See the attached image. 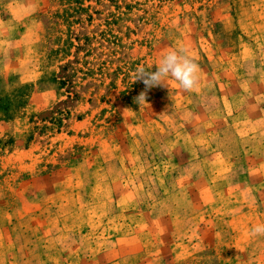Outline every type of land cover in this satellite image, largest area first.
I'll return each instance as SVG.
<instances>
[{"label":"rangeland","instance_id":"obj_1","mask_svg":"<svg viewBox=\"0 0 264 264\" xmlns=\"http://www.w3.org/2000/svg\"><path fill=\"white\" fill-rule=\"evenodd\" d=\"M181 47L199 66L192 91L173 79L147 90L134 80L138 66L154 72L164 50ZM51 71L64 85L38 84ZM259 74L264 78V0H0L4 239L17 241L28 209L30 217L50 207L78 211L66 223L74 230L92 224L96 195L106 201L100 211L115 207L124 187L111 181L123 175L129 185L170 148L184 156L173 172L175 189L162 197L153 185L155 202L135 210L119 204L127 212L148 208L150 219L102 264H264V236L250 234L264 224V131L243 122L253 110L235 112L257 97ZM21 84H31V92L22 107H12L7 102ZM212 103L227 120L217 149L243 156L203 162L188 151L189 133L176 120L193 121ZM169 131L175 143L164 140ZM206 166L226 177L213 181ZM17 242L25 244L23 260L40 264L27 238ZM92 256L78 260L98 264Z\"/></svg>","mask_w":264,"mask_h":264},{"label":"crops","instance_id":"obj_2","mask_svg":"<svg viewBox=\"0 0 264 264\" xmlns=\"http://www.w3.org/2000/svg\"><path fill=\"white\" fill-rule=\"evenodd\" d=\"M256 78L261 81L257 97L253 95L252 102H247L246 105H242V108L236 109L235 112L239 114L253 110V116L246 117L243 122L247 125L256 124L255 127L262 133L264 131V78L261 77V74ZM203 90L204 94L209 96L210 88L204 87ZM261 95L262 97H260ZM220 106V104L212 103L204 110L198 109L193 121L187 119L176 120L179 127L177 129L181 130L184 126L186 133H189V143L186 145L188 151L192 149L194 156L203 162H209L210 158L215 155H221L224 158L239 157L241 155L240 153L224 154L222 153L224 151L217 149L215 145V139L220 136L221 128L227 121L226 118H219L224 113V111H221ZM191 130L193 131L190 132ZM164 140L175 143L177 141L176 133L169 131L164 136ZM198 150H202L200 154H198ZM154 163V166L147 172H139L133 175L132 181L128 183L129 185L126 183L128 178H123V175L120 176L121 173L119 171L117 176L120 177H116L111 181L112 184L117 183L124 187L122 188L123 192L120 191L119 195L114 197L116 208L112 207L105 212L100 211L101 209L99 208L102 204H106V201L99 199L101 198L100 194L96 195L98 198L95 199V197L93 200L95 199L98 203L97 206L100 205V207L96 210L94 209L87 216L88 223L92 224L85 225L81 230H74L73 225H66L68 221L71 222L73 218L80 215L78 211L71 213L68 210L67 212L62 211L59 213L58 209L50 207V211L38 212L35 214L36 217H30V214H32L31 209L26 210L24 213L26 216H24L22 223L24 229L18 234L17 241L20 240V237L22 241L27 238L28 244L35 248V253L40 257V264H81L78 258L86 252H90L93 255V260L96 263L102 264V260L109 253L113 254V251L120 250L121 238L134 235L139 230L143 218H146V220L150 219L151 211L148 208L127 212L126 208L121 206L118 208L119 204L127 203V207L132 210H135V207L141 206L144 202L150 205L155 202L156 195L152 190L155 187H158L159 195L162 197L171 195L175 189L173 172L182 167L184 156L179 150L173 149L170 151V148H168L162 151L161 158ZM205 172L213 181H219L226 177L224 169L220 171L218 168L206 166ZM127 186L130 189L125 188ZM126 196H128L127 200L125 199ZM142 199L145 201H142ZM155 219L154 216L153 220ZM161 220L166 221L164 218H161ZM85 228L89 232L88 235H86L87 233H82ZM26 230L30 232H26ZM3 240L6 243L8 242V246L6 245L8 249L6 257L4 260H0V264H29L27 258L23 260L25 244H18L15 238L13 240L4 239V234L0 230V247L5 245ZM0 258H2L1 255Z\"/></svg>","mask_w":264,"mask_h":264},{"label":"clouds","instance_id":"obj_3","mask_svg":"<svg viewBox=\"0 0 264 264\" xmlns=\"http://www.w3.org/2000/svg\"><path fill=\"white\" fill-rule=\"evenodd\" d=\"M156 71H150L138 66L134 73L135 81H143L147 89L156 86H167L169 79L178 82L185 91H192L199 82V66L188 54L186 47L164 50L161 54ZM146 91L141 92L137 101H145ZM252 236H264V224H258L250 229Z\"/></svg>","mask_w":264,"mask_h":264},{"label":"trees","instance_id":"obj_4","mask_svg":"<svg viewBox=\"0 0 264 264\" xmlns=\"http://www.w3.org/2000/svg\"><path fill=\"white\" fill-rule=\"evenodd\" d=\"M49 82H52L55 84L57 83L59 84L60 87L64 85V81L62 79L57 80L54 78V73L52 71L44 74L42 78L38 80L39 85L49 83ZM31 88H32L31 84H21L17 86L16 88H14L12 92L16 93V95L12 94V98L9 99V101L7 102L8 105L10 106L12 105V107H17V108L22 107V105L25 104L29 93L31 92ZM18 91H21V94L18 95L17 94ZM16 96H18V98Z\"/></svg>","mask_w":264,"mask_h":264}]
</instances>
